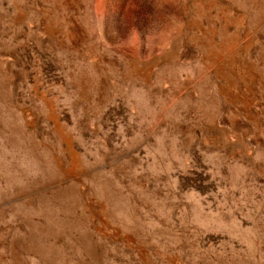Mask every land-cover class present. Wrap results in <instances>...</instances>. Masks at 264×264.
<instances>
[{
  "label": "rangeland",
  "instance_id": "374dc122",
  "mask_svg": "<svg viewBox=\"0 0 264 264\" xmlns=\"http://www.w3.org/2000/svg\"><path fill=\"white\" fill-rule=\"evenodd\" d=\"M0 264H264V0H0Z\"/></svg>",
  "mask_w": 264,
  "mask_h": 264
}]
</instances>
